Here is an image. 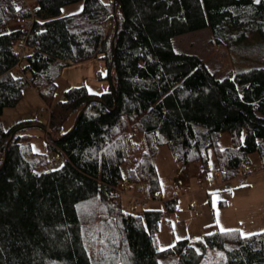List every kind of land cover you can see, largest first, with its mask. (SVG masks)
Returning a JSON list of instances; mask_svg holds the SVG:
<instances>
[{"label":"trees","instance_id":"obj_1","mask_svg":"<svg viewBox=\"0 0 264 264\" xmlns=\"http://www.w3.org/2000/svg\"><path fill=\"white\" fill-rule=\"evenodd\" d=\"M73 4H80L77 12L60 14ZM33 10L40 33L0 34V117L24 89L11 70L25 39L31 50L23 72L48 108L40 127L59 166L48 168L32 151L26 132L35 120L7 129L0 123V264H264V231H213L159 249L156 233L175 198L133 214L114 192L122 182L159 197L154 157L162 146L174 162L196 164L204 174L212 156L221 181L243 174L250 155L264 164V57L255 65L241 60L216 78L197 56L172 45L207 30L213 45L240 53L247 39L264 40V0H36ZM28 16L22 0H0V28ZM96 58L114 93L109 85L98 96L78 86L54 101L62 70ZM222 133L227 147L219 144Z\"/></svg>","mask_w":264,"mask_h":264},{"label":"rangeland","instance_id":"obj_2","mask_svg":"<svg viewBox=\"0 0 264 264\" xmlns=\"http://www.w3.org/2000/svg\"><path fill=\"white\" fill-rule=\"evenodd\" d=\"M27 8L34 9L36 0H22ZM80 4H73L61 9V15L76 12ZM76 10V11H73ZM7 30V29H6ZM176 52L197 56L216 78H221L235 71L241 65V60L255 63L264 57V40L256 35L241 43L239 51L231 55L223 46L211 43L207 30H201L176 37L172 40ZM256 60H252L256 58ZM104 63L98 58L93 62L69 65L62 70L56 83L54 101L60 100L63 91L67 88L83 86L89 94L100 95L108 91V80ZM48 108L41 102L31 88L23 89L21 98L12 108L3 110L0 123L7 129L19 120H35L39 127L46 123ZM74 116L68 118L63 124L62 132L73 125ZM20 122V121H19ZM27 130L32 151L46 157L48 168L59 166V157L49 150L45 142V134L40 128ZM45 131V130H44ZM134 145L138 150L142 148L141 137L137 135ZM222 147L229 146L228 135L222 133L219 137ZM157 178L161 185L159 197L161 201L174 199L175 207L172 212H163L158 231L156 244L159 249L171 246L176 240H197L202 235L213 231L237 230L240 235L248 236L264 231V164L256 155L249 156V163L243 167V174L229 181H221L215 174V163L210 156L209 172L204 174L199 171L196 164L182 166L173 161L166 147H159L154 157ZM198 170V175L194 171ZM210 178L211 180H207ZM201 186L195 185L196 181ZM213 182V187L207 192H201L198 197L190 195L196 190L203 189L208 182ZM183 185L188 190V196H179L177 187ZM127 193H141L133 188L126 189ZM119 202L124 210L138 214L140 209L127 206L126 194H119ZM162 208V202L155 204ZM194 205V209L190 206Z\"/></svg>","mask_w":264,"mask_h":264},{"label":"built area","instance_id":"obj_3","mask_svg":"<svg viewBox=\"0 0 264 264\" xmlns=\"http://www.w3.org/2000/svg\"><path fill=\"white\" fill-rule=\"evenodd\" d=\"M24 3V2H23ZM24 5L26 6V4L24 3ZM27 7V6H26ZM29 16L28 17H15L12 19V22L10 24L11 28H13L14 30L20 31L22 32L24 35H28L30 32L33 33H40L43 28L39 25L35 24L36 21V17H35V12L32 9H29ZM19 45V60L18 62L14 65V67L11 70V74L15 77L20 79L23 88L27 89L29 88V84H28V78L26 76V74H24L23 72V63L22 60L23 58L30 52V48L25 44V39H22L18 42ZM196 186L200 187L201 186V182L200 181H196ZM213 186V182L209 181L207 184V188H211ZM126 189L130 190V188H126V186L124 185V183L122 182H118L115 186H114V192L119 196V194H126L127 196V206L131 207V208H138V209H145L147 208L150 204H158L161 203V199L160 197H156L152 200L146 198V196L142 193H127ZM200 189V188H199ZM177 194L179 196H188L189 192L188 190L185 188V186L180 185L177 187L176 189ZM119 201V199H118ZM120 203V202H119ZM195 206L191 205L190 209H194Z\"/></svg>","mask_w":264,"mask_h":264},{"label":"crops","instance_id":"obj_4","mask_svg":"<svg viewBox=\"0 0 264 264\" xmlns=\"http://www.w3.org/2000/svg\"><path fill=\"white\" fill-rule=\"evenodd\" d=\"M62 9H63V8H62ZM79 9H80V8H79ZM79 9H78V10H79ZM32 10H33V9H32ZM78 10H77V11H78ZM73 11H76V10H73ZM77 11H76V12H77ZM74 13H75V12H74ZM70 14H72V13H70ZM6 29H7V30H6ZM12 29H13V28H11V26H7V27L0 28V34H3V33L7 32V31H9V30H12ZM91 61L93 62V60H88V61L83 62V63H80V64H84V63L87 64V63H89V62H91ZM25 90H27V89H25ZM33 92H34V91H33ZM34 93H35V92H34ZM35 94H36V93H35ZM95 96H98V95H95ZM19 121H22V120H19ZM19 121H18V122H19ZM46 122H47V121H46ZM16 123H17V122H16ZM14 124H15V123H14ZM45 124H46V123H45ZM45 124H44V125H45ZM38 127H39V126H38V124H37V125H34V127H32V128H36V129H37ZM32 128H30V129H32ZM39 128H40V129H43V132H44V134H45V131H44L45 128H42V127H39ZM194 174H195V175H198V174H199V173H198V170L194 171ZM207 180H211V179H210V178H207ZM195 185H196V182H195ZM212 187H213V186H212ZM135 188H137V187H135ZM206 190H207V186H206L205 188H203V189L200 188V190H198V191L196 190V191L193 192L190 196H191V197H198L197 195H199L201 192H207ZM174 207H175V206H174ZM188 240H189V239H188ZM190 241H192V240H190Z\"/></svg>","mask_w":264,"mask_h":264},{"label":"water","instance_id":"obj_5","mask_svg":"<svg viewBox=\"0 0 264 264\" xmlns=\"http://www.w3.org/2000/svg\"><path fill=\"white\" fill-rule=\"evenodd\" d=\"M114 5L112 4V7H113ZM116 28H117V25H116V23H115V25H114V30H113V35H112V39H111V41H110V53H111V61H112V55H113V39H114V37H115V34H116ZM109 87H110V92H111V94H113L114 93V89H113V86H112V84H111V78L109 77ZM82 112H83V109L78 113V115L76 116V118H75V120H74V122H73V125H72V127L71 128H73V126H74V124L76 123V121L78 120V118H79V116L82 114Z\"/></svg>","mask_w":264,"mask_h":264},{"label":"snow or ice","instance_id":"obj_6","mask_svg":"<svg viewBox=\"0 0 264 264\" xmlns=\"http://www.w3.org/2000/svg\"><path fill=\"white\" fill-rule=\"evenodd\" d=\"M257 2H259V0H257ZM17 11H19V9H17ZM222 231H223V229H222ZM242 235H243V233H242Z\"/></svg>","mask_w":264,"mask_h":264}]
</instances>
